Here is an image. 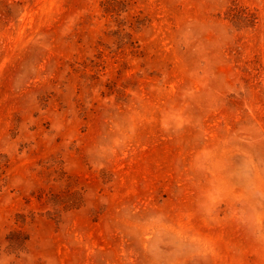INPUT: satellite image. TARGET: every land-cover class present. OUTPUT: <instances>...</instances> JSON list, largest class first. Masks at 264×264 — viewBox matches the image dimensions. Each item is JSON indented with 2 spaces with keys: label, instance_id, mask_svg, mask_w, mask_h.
Instances as JSON below:
<instances>
[{
  "label": "rangeland",
  "instance_id": "obj_1",
  "mask_svg": "<svg viewBox=\"0 0 264 264\" xmlns=\"http://www.w3.org/2000/svg\"><path fill=\"white\" fill-rule=\"evenodd\" d=\"M0 264H264V0H0Z\"/></svg>",
  "mask_w": 264,
  "mask_h": 264
}]
</instances>
